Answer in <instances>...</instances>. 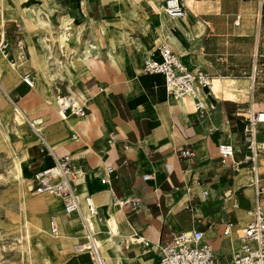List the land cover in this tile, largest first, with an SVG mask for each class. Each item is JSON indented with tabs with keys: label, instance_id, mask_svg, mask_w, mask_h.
<instances>
[{
	"label": "crops",
	"instance_id": "0c3cea01",
	"mask_svg": "<svg viewBox=\"0 0 264 264\" xmlns=\"http://www.w3.org/2000/svg\"><path fill=\"white\" fill-rule=\"evenodd\" d=\"M164 1L0 0V26L12 45L17 24L23 29L25 25V36L34 43L37 36L31 26L36 25L37 15L67 21V30L70 22L75 26L84 21L94 43L91 52L86 49L71 56L64 71L65 91L85 103V116H62L54 91L43 83L29 87L21 80V85L11 88L27 119L40 120L44 140L26 149L21 177L32 181L36 173L65 156L81 165L84 175L75 189L89 194L99 209L93 220L104 238L99 249L107 264H157L163 242L194 229L203 232L219 264H231L238 235L251 220L255 187L247 166L235 168L222 162L217 145L229 140L237 151H245L244 111L249 106L264 109V4L184 0V17L173 19L162 10ZM77 34L68 42L72 52L80 50ZM61 36L66 39V32ZM159 42H166L188 69L211 76L212 90H200L208 109L203 119L198 118L191 97L174 98L167 93L162 74L143 71L147 58L158 59ZM34 45L27 62L43 70ZM12 49L17 60L18 52ZM246 84L247 95L228 87ZM256 140L264 146V123L258 125ZM185 149L193 157L182 156ZM256 166L263 201L264 158L258 157ZM134 197L141 198L134 211L111 204L114 198ZM44 200L47 208L58 204L65 216L77 215L64 212L60 197ZM81 207L87 214L86 206ZM227 224L231 229L224 235ZM60 227L69 236L77 230L85 232L81 218L80 225L61 218ZM137 237L149 245L136 242ZM58 244V250L73 252L65 264H91L89 255L78 249L81 241L72 245L46 241L43 257L59 261L52 252Z\"/></svg>",
	"mask_w": 264,
	"mask_h": 264
},
{
	"label": "built area",
	"instance_id": "2783aa9c",
	"mask_svg": "<svg viewBox=\"0 0 264 264\" xmlns=\"http://www.w3.org/2000/svg\"><path fill=\"white\" fill-rule=\"evenodd\" d=\"M184 0H165L162 10L169 17L176 19L185 15ZM264 4V0H259ZM236 22L238 16H236ZM22 26L17 24L14 29V43L12 45L7 37L4 27L0 26V54L9 60L11 66L16 65L12 48L17 50V56L23 58L24 42L21 37ZM158 59L150 57L145 60L143 71L150 74H162L164 86L168 94L176 99L188 96L193 99L195 112L198 118L203 119L207 114V106L201 96L200 90L210 89L211 76L205 72H193L188 69L172 51L166 42H160L157 47ZM22 81L29 87H33L34 80L29 72L22 75ZM56 103L62 116L72 114L83 117L86 114V105L77 96L71 93L58 94ZM246 124L243 130V141L245 151H237L234 144L229 140L221 141L217 145V152L222 162L229 161L233 167L238 168L245 164L251 175V184L255 187L256 201L254 207L249 211L251 220L239 235V246L233 252L231 264H264V200L259 198L263 193L258 185L259 173L256 166L258 157L264 158V146H259L256 140L258 125L264 123V109L255 110L247 107L244 111ZM182 156L193 157L191 150L185 149ZM108 172L112 169L108 168ZM84 175L81 165L76 164L69 156L57 159L54 166L35 174L31 189L35 194H56L63 202V210L66 214L77 213L87 224V216L98 217L99 209L92 197L85 193L76 192L77 180ZM103 179L102 182H105ZM203 196L206 190L202 191ZM82 204L86 206L87 214L82 212ZM113 206H129L131 210H137L141 205V198H114ZM231 224H227L223 230L224 235L230 232ZM50 233H58L57 223L49 222ZM135 241L148 246L149 242L141 237ZM160 257L157 264H219L214 255L212 245L205 240L200 230L182 231L173 235L168 241L160 245ZM89 255L91 264H107L105 257L101 254L99 245L91 235L86 236L85 245L79 250Z\"/></svg>",
	"mask_w": 264,
	"mask_h": 264
},
{
	"label": "rangeland",
	"instance_id": "374dc122",
	"mask_svg": "<svg viewBox=\"0 0 264 264\" xmlns=\"http://www.w3.org/2000/svg\"><path fill=\"white\" fill-rule=\"evenodd\" d=\"M36 18V25L31 26V31L36 32L37 36L33 40L34 43L26 38L23 24L24 55L23 58L16 55L17 67L11 66L0 55V264H65L73 252L58 250L59 244L53 246L54 257L59 258V261L54 262L43 257L42 245L46 241L53 243L55 240L65 245L78 241L86 242L85 232L77 230L69 236L60 227L61 218L71 225H80V216H65L58 204L54 208H47L44 198L59 196L53 193H33V181L22 179L15 165L16 160L21 158L30 144L41 140L35 132V128L40 127L39 122L34 126L28 119L22 120V123L18 122V118H23L20 115L15 116V100L11 96V88L21 85L22 74L30 71L34 77V86L37 82L43 83L54 91L55 105L58 108L57 93L66 94L64 71L68 66L67 62L71 56L75 55V58L81 51L88 49L91 52L94 45L89 35L90 28L84 21L75 22V26L70 22L71 29L67 30V21L56 22L38 15ZM62 32H66V39L61 36ZM77 32L80 50L77 48L72 52L71 48H68V42ZM32 44H35V49L43 60V70L27 62ZM31 52L34 54V51ZM228 87L240 89L242 94L247 95L249 84ZM24 116L27 118V115ZM88 217L94 223L93 217ZM52 219L57 223L58 237L50 233L49 221ZM77 227L74 226L76 229Z\"/></svg>",
	"mask_w": 264,
	"mask_h": 264
},
{
	"label": "bare ground",
	"instance_id": "6f19581e",
	"mask_svg": "<svg viewBox=\"0 0 264 264\" xmlns=\"http://www.w3.org/2000/svg\"><path fill=\"white\" fill-rule=\"evenodd\" d=\"M212 88H213V81H211L210 82V89L212 90ZM57 102V101H56ZM15 116H21L23 119H20V118H18V122H20V123H22V120H24V119H27L26 118V116H24V114H23V112L21 111V109L15 104ZM40 120H38V119H36V120H31L30 121V124L32 125V126H34L36 123H38ZM39 128L37 129V128H35V132H36V135H37V138L38 139H40V140H42V141H44L43 140V137L41 136V134H40V132H39ZM24 158H25V152L23 153V155L21 156V158H19V159H17L16 160V163H15V165H16V168H17V170H18V173H19V175H20V177H21V165H22V163H23V161H24ZM22 178V177H21ZM23 179V178H22ZM80 218H81V222H82V225H83V227H84V230H85V235L86 236H93L94 237V239H95V241L97 242V244L99 245V247L101 246V248H103V242H104V238L103 237H101V236H99V233H98V231H97V229H96V227H95V224L92 222V219L90 220L89 219V217L87 216L86 217V219H87V224L85 223V220L80 216ZM91 218V217H90ZM94 221V220H93ZM110 224V226H111V230H112V233H116V225L114 224V223H112V222H110L109 223ZM109 228V227H108ZM58 234V233H57ZM83 245H85V243L84 244H82V245H80L79 247H78V249L80 250L82 247H83Z\"/></svg>",
	"mask_w": 264,
	"mask_h": 264
}]
</instances>
